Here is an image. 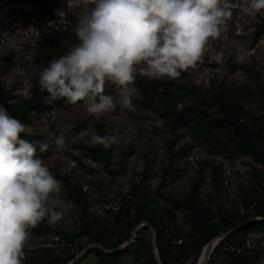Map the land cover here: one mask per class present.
I'll return each instance as SVG.
<instances>
[{
    "label": "rangeland",
    "instance_id": "obj_1",
    "mask_svg": "<svg viewBox=\"0 0 264 264\" xmlns=\"http://www.w3.org/2000/svg\"><path fill=\"white\" fill-rule=\"evenodd\" d=\"M229 2L235 7L227 30L209 41L197 66L183 71L177 79L157 80L193 85L204 97L222 83L234 84L248 92L243 99L245 108L264 115V32L253 40L264 10L252 12L248 0ZM51 4L53 16L44 20L6 12L10 5L1 12L0 87L8 102L31 95L37 44L42 37L60 40L66 45V54L78 43L72 31L76 13L66 7V0H52ZM137 77L149 79L139 74ZM118 92L119 86L106 82L105 94L117 97V108L99 119L88 114L83 102L78 101L66 102L63 109L37 113L25 124V133L44 143L61 134L66 137L65 147L57 150L52 143L47 151H37V156L62 182L61 198L74 205L55 226L45 218L29 230L31 238L24 249L26 264H63L86 245L99 244L95 238L115 243L119 237L118 245L126 243L122 205L136 195L149 202L147 211L160 214L163 207L171 208L169 199H181L195 190L206 215L191 223L184 207L175 210L173 224L178 227L174 243H179L194 224L204 232H224L229 223L242 222L257 207H264V165L249 154L211 148L183 124L170 125L157 110L139 105L140 92L134 83L129 86L131 109L119 103ZM186 100L187 96H182L179 107ZM209 111L214 113L216 108ZM89 129L101 136L119 135L121 143L107 149L92 144L90 135L79 136ZM94 150L101 151V157L95 156ZM132 213L133 208L130 216ZM237 236L243 242L237 251L242 250L246 264H264V230L242 231ZM221 241L206 264L230 261L233 248ZM124 250L116 257L120 264H154L146 226L137 231L135 240ZM201 253L195 264L202 259ZM98 261L96 252L87 251L75 264ZM191 261L189 258L170 264Z\"/></svg>",
    "mask_w": 264,
    "mask_h": 264
},
{
    "label": "clouds",
    "instance_id": "obj_2",
    "mask_svg": "<svg viewBox=\"0 0 264 264\" xmlns=\"http://www.w3.org/2000/svg\"><path fill=\"white\" fill-rule=\"evenodd\" d=\"M77 20L72 31L78 43L66 55L51 59L39 71L43 97L51 105L60 99L83 102L97 119L117 108V97L105 94L106 82L119 86V103L132 108L129 86L137 74L149 79H177L203 59L210 40L226 31L235 5L229 0H66ZM259 13L264 0H248ZM70 127V126H69ZM27 125L0 105V264H22L30 229L47 218L55 226L74 207L60 196L62 182L37 156L54 143L22 138ZM91 143L108 148L121 143L119 135H99L94 129L79 133Z\"/></svg>",
    "mask_w": 264,
    "mask_h": 264
},
{
    "label": "trees",
    "instance_id": "obj_3",
    "mask_svg": "<svg viewBox=\"0 0 264 264\" xmlns=\"http://www.w3.org/2000/svg\"><path fill=\"white\" fill-rule=\"evenodd\" d=\"M51 1L0 0V20L2 19L1 12L8 5L11 8L6 9V12L44 20L53 16ZM263 32L264 17L258 23V27L253 34V40ZM62 55H66V45L60 40L44 36L38 41L34 65L36 76L33 80L31 95L18 101L8 102L6 92L0 87V105L7 108L10 116L24 124H28L31 117L37 113L67 107L66 100L63 98L53 102L51 105L45 102L43 97L47 93L41 90L38 75L39 71L46 67L49 60L59 58ZM134 84L140 92L139 105L144 108L157 110L168 120L170 125L183 124L196 136L208 143L211 148L224 153L249 154L258 163L264 165V115L245 108L243 99L248 95V92L244 88L234 84L222 83L215 87L208 97H204L195 86L177 83L173 80L159 81L157 79H142L136 76ZM182 96H187V100L179 107ZM212 107L216 108V112L209 111V108ZM21 136L37 142V144L42 142L33 135L22 133ZM37 151L40 152L38 146ZM94 153L95 156L102 155L101 151L94 150ZM169 201L171 208L163 207L159 214L154 211H147L149 202H146L140 196L136 195L132 199L126 200L121 210V216L126 220L124 224V229L127 231L126 238L128 240L131 237V231L138 222L147 220L156 230L158 252L162 264L177 263L189 258H192L191 264H195L202 247L212 237L220 233L221 230L213 229L204 232V229L201 230L198 225L194 224L179 243H174L173 240L177 238L178 227L173 224L175 210L184 207L186 216L191 223L195 219L199 220L202 218L206 215V212L201 206V201L197 197L195 190L181 199L171 198ZM132 208L133 213L130 216ZM256 216H264V207H257L253 214L244 216L243 220ZM237 224L231 222L225 229L228 230ZM81 226L84 231H87L84 224ZM252 229L264 230V220L249 221L222 239L220 243H227L229 247L233 248L232 257L227 264H246L245 256L241 254L242 250L237 251L243 244L237 235L239 232ZM95 240L108 249L117 247L121 242L119 237L115 243H109L97 238ZM92 251L99 255L97 264H120L116 261V257L125 252L123 249L105 253L98 248H92L88 253ZM75 254H71L63 264H67ZM149 255L152 262L156 264L152 252ZM22 264H26L25 261Z\"/></svg>",
    "mask_w": 264,
    "mask_h": 264
},
{
    "label": "water",
    "instance_id": "obj_4",
    "mask_svg": "<svg viewBox=\"0 0 264 264\" xmlns=\"http://www.w3.org/2000/svg\"><path fill=\"white\" fill-rule=\"evenodd\" d=\"M252 220H264V216L252 217L250 219L244 220V221L238 223L237 225L233 226L232 228H230V229H228V230H226L224 232H220L217 235H215L214 237H212L209 240V242H207L206 245L202 249L201 256H203V257H202V260H201L200 264H206L210 254L212 252V249L214 248V246L217 244L218 241H221L222 239L227 237L230 233H232L233 231L239 229L240 227L245 225L247 222L252 221ZM142 226H146L147 229H148V232L150 234V237H151V240H152V253H153V257L155 259L156 264H162L161 261H160L159 252H158L156 230L152 226V224L149 221H147V220H141L140 222H138L133 227V229L131 231V237L128 239V241L126 243L118 245L117 247H115L113 249L105 248L102 245L97 244V243H90V244L86 245L81 251L77 252L74 255V257L69 261L68 264H75L77 262V260L80 258L81 255H83L84 253H86L87 251H89L92 248H98V249H100L101 251H103L105 253H112L114 251H119V250H123V249L127 248L135 240V238L137 236V231ZM199 261H200V258L198 260V263H199Z\"/></svg>",
    "mask_w": 264,
    "mask_h": 264
},
{
    "label": "bare ground",
    "instance_id": "obj_5",
    "mask_svg": "<svg viewBox=\"0 0 264 264\" xmlns=\"http://www.w3.org/2000/svg\"><path fill=\"white\" fill-rule=\"evenodd\" d=\"M202 257H203V256H202ZM201 260H202V259H201ZM201 260L199 261V263H198V264H200Z\"/></svg>",
    "mask_w": 264,
    "mask_h": 264
}]
</instances>
